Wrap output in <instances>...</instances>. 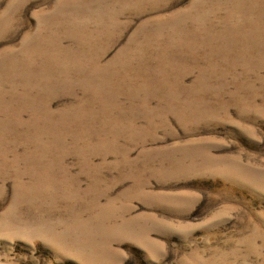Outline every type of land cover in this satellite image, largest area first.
<instances>
[{
  "label": "rangeland",
  "instance_id": "rangeland-1",
  "mask_svg": "<svg viewBox=\"0 0 264 264\" xmlns=\"http://www.w3.org/2000/svg\"><path fill=\"white\" fill-rule=\"evenodd\" d=\"M0 264H264V0H0Z\"/></svg>",
  "mask_w": 264,
  "mask_h": 264
},
{
  "label": "bare ground",
  "instance_id": "bare-ground-1",
  "mask_svg": "<svg viewBox=\"0 0 264 264\" xmlns=\"http://www.w3.org/2000/svg\"><path fill=\"white\" fill-rule=\"evenodd\" d=\"M10 84H12V83H10ZM3 85H5V84H3ZM21 96L23 98H25V102H26V100L30 99L28 96L21 95V94L17 93V91H15L14 89H11L9 91V96H7V93L4 91L3 92V100H2V103H5L8 106H13L15 104V102L21 101L20 99H18ZM36 103L37 102L34 101V100H32V99H31L30 102H26V104H25L24 107L22 105L23 108L21 109V111H18L15 114V116H13V118L18 119V117H19L21 120H23L24 116L28 114V115H30V117L32 118V120H36L38 118H49L50 120H52V121L55 122V117L52 114H50L48 112H45V114L43 113L44 114L43 115V114H41V112L35 110L34 109V105ZM7 109L9 110V108H5L3 111H5ZM1 128H2V126H1Z\"/></svg>",
  "mask_w": 264,
  "mask_h": 264
}]
</instances>
